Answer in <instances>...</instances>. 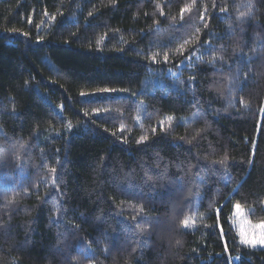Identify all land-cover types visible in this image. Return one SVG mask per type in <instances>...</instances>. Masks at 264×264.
<instances>
[{
	"label": "trees",
	"instance_id": "16d2710c",
	"mask_svg": "<svg viewBox=\"0 0 264 264\" xmlns=\"http://www.w3.org/2000/svg\"><path fill=\"white\" fill-rule=\"evenodd\" d=\"M241 3L0 0V148L25 143L0 169V264H264L232 225L237 204L264 222V0L243 25Z\"/></svg>",
	"mask_w": 264,
	"mask_h": 264
},
{
	"label": "snow or ice",
	"instance_id": "6c2138e0",
	"mask_svg": "<svg viewBox=\"0 0 264 264\" xmlns=\"http://www.w3.org/2000/svg\"><path fill=\"white\" fill-rule=\"evenodd\" d=\"M112 2V5L115 6V3H116V0H111ZM215 6V5H214ZM237 11H238V15H237V20L239 21L240 25H243L244 22H245V17H250L252 16L253 14V7H254V3H253V0H247V3H243V0H242V3L240 5H237ZM241 7H246L247 8V11H240L239 9ZM227 9L226 8H221L220 11L221 12H224L226 11ZM181 11H185V9H181ZM47 15V13H46ZM207 15L206 12L204 13H201V20H203V17ZM29 20H31V17H29ZM39 27V26H38ZM205 28H207V24H205ZM233 28V25L229 24V29H232ZM195 31L198 33L200 31L199 28H196ZM241 32H243V28L240 29ZM25 36L28 35L27 32L23 33ZM235 34V32L233 31V35ZM199 37L196 36L195 39L192 41L193 44H195V40H198ZM256 41H259V50H264V39H262V37L258 34L256 36ZM239 41H237L238 43ZM185 44H187V42H185ZM197 51H199V46L197 45ZM222 50V49H221ZM239 49H234V51H237ZM257 50V46L254 45V48H253V52H255ZM185 52V48H184V45H181L178 49H177V53L180 54V53H184ZM169 52H164L163 53V60L165 62L168 61L169 59ZM187 55L191 56L192 57V60H191V63L192 64H195L197 62V60H199L200 62H203L202 61V56L201 57H197L196 56V53L192 51V48L189 47L188 48V52H187ZM151 59L153 61H155L157 59V57L155 55H153L151 57ZM224 57L223 56H212V58L208 61V63H215L217 60H223ZM183 62V61H182ZM247 75V73H246ZM228 80V83L225 84V89L227 90V93H228V96H229V106L232 105V101H231V96L234 92V89L235 87H238V85H236V81L239 79V76H238V73H233V74H230L227 78ZM195 80L194 78H191L189 80V83H194ZM180 84H183V81H180ZM242 90V89H241ZM97 91H101V92H106V91H115L114 89H98ZM126 91V90H125ZM193 91V94L195 95V90L192 89ZM221 94H224V93H221ZM82 95H86V94H83ZM241 103H244L243 101H241ZM171 118H169L170 120ZM69 128L72 127V125H68ZM123 126H121V131H123ZM160 132H166V129L164 128L163 124L160 125ZM156 129L153 128L152 129V132L153 134H156ZM149 140V136L148 135H142L139 137V139L137 140V143H144L145 141H148ZM127 142V141H125ZM25 148V143L22 142V141H18L17 144L13 145V148L12 149H4V148H0V169H4L6 167H8V164H9V161L11 159H15V158H18L19 157V154L21 151H23V149ZM103 162V160L101 161V163ZM222 163V162H221ZM191 170V168H190ZM51 173L54 175L55 179L52 181L53 184H57V183H60L61 182V177H62V173L59 171V169L57 168H52L51 169ZM164 178L163 174H158V175H151L149 174L148 171L145 172V187L151 191L152 188L155 186L156 183L159 182V180H162ZM188 182V179L186 178L185 180V183ZM62 190V189H61ZM29 191L28 188H24V192L27 193ZM19 195V193H15L13 194L12 197L8 198L6 197L5 198V203H4V206L5 207H8L10 205H14L17 201V196ZM43 199V198H41ZM236 208L238 211H240V205L237 204L236 205ZM66 209H62V215H66ZM143 208L140 207L139 208V212L137 214V216H133L131 217V219L133 220H136L138 217H142L143 216ZM143 220L145 221L143 224H137L136 225V229L142 234V235H147L148 234V230H149V226H150V218L148 217H143ZM181 223L185 226L188 225V220L185 219L183 221H181ZM10 227L9 224L7 223H0V229H6ZM75 227H79L78 225L75 226ZM62 233H59L58 232V235H61ZM177 244L180 243L179 240L176 241ZM264 244V232H262L261 234L259 235H245L243 232L241 233V244L245 245V246H248V245H255V244ZM59 244H60V241L58 240L57 241V248L56 250L57 251H60V248H59ZM87 247H91V245H87ZM225 251H227V248L225 249ZM81 255H83V253H81ZM73 260L74 261H77L79 260V257H73Z\"/></svg>",
	"mask_w": 264,
	"mask_h": 264
},
{
	"label": "rangeland",
	"instance_id": "374dc122",
	"mask_svg": "<svg viewBox=\"0 0 264 264\" xmlns=\"http://www.w3.org/2000/svg\"><path fill=\"white\" fill-rule=\"evenodd\" d=\"M142 109H139L138 115H142ZM169 118H171L169 120ZM178 119L174 117H168L164 124L168 125L172 122L177 123ZM179 122V121H178ZM240 211L237 210L236 205L233 207L232 211V225L236 229L238 233L239 241L241 242V233L243 232L245 235H259L264 232V222H253L248 219L247 210L240 207ZM250 247L255 248H264V244H255V245H248Z\"/></svg>",
	"mask_w": 264,
	"mask_h": 264
}]
</instances>
